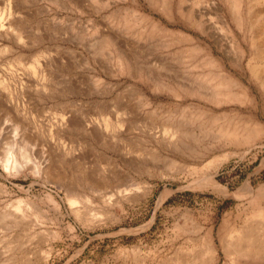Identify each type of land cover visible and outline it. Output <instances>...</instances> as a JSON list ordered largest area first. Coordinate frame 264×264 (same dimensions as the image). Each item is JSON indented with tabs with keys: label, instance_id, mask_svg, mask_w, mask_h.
Listing matches in <instances>:
<instances>
[{
	"label": "rangeland",
	"instance_id": "1",
	"mask_svg": "<svg viewBox=\"0 0 264 264\" xmlns=\"http://www.w3.org/2000/svg\"><path fill=\"white\" fill-rule=\"evenodd\" d=\"M202 1L215 30L223 27L224 18L246 48L228 0H215L216 9L207 6L210 0ZM177 2L172 1L176 9ZM153 3L0 0V264H183L182 260L201 264L207 259L203 242L209 234L215 243V264H228L230 256L223 245L227 231L239 235L245 225L262 223L261 232L253 235L264 237V218L252 213L255 199L259 197L264 205V133L250 144L226 147L212 135L216 125L233 115L263 121L264 128V96L247 72L230 64L226 68L254 92L255 106L214 102L211 84L202 82L200 98L188 96L184 84L190 78L182 70L184 65L176 60L165 63L169 53L187 46L153 37L140 15L200 36L215 58L221 53L182 22L170 23L159 4ZM16 27L23 28V45L15 44ZM220 34L228 43L229 33ZM119 47L128 49L134 59L123 72L115 60ZM157 56L161 62L155 60ZM43 63L44 76L38 66ZM214 71L198 65L191 73L215 79ZM197 109L207 112L202 121L191 119L197 117ZM176 127L172 141L179 150L167 149L160 135ZM194 153H205L204 159L202 155L196 159ZM213 160L220 163L215 164V179L226 193L193 184V179L206 176ZM192 166L196 169L191 174ZM246 182L249 187L240 192ZM81 194V202L69 206ZM76 208L82 213L75 215Z\"/></svg>",
	"mask_w": 264,
	"mask_h": 264
},
{
	"label": "bare ground",
	"instance_id": "2",
	"mask_svg": "<svg viewBox=\"0 0 264 264\" xmlns=\"http://www.w3.org/2000/svg\"><path fill=\"white\" fill-rule=\"evenodd\" d=\"M13 1V0H12ZM86 1V0H84ZM143 1V0H142ZM154 1L155 4H159V8L160 11L168 18L170 23H174V22H182L183 25L185 27H187L188 29L195 31V33L200 34L204 37H206L208 40H210L212 42V44L214 46L217 47L218 51L221 53V56H219V58H215V56L213 55V51L212 48L210 46V44H203V42L201 41V39L199 38L200 36L197 35H192L191 33H187L185 32V30H180V29H171L168 28V25H164L162 24V22H157L154 19L152 20L150 17L146 16L145 13L141 14V18H143L144 20H146V22L148 23V26L151 29V32L154 36H158L161 37L162 39H166L168 40L170 43L172 44H185L187 47L183 48V49H179V50H173L172 53H169L170 58L163 61H166L165 63H173L175 60L177 62H179L181 65H184V69L182 68V70L188 74L187 75V79H189L190 81H187L184 84V90L186 92H188V96H195V97H199L200 94V88H201V82L202 83H206L208 85L211 84V87L213 89V97L215 98L214 102H232V101H242L244 103H249L253 106H255L257 104V100H256V96L254 95V92H252L251 88L248 85H245L242 81H240L238 78H236L227 68H226V64H230L234 67L239 68V70L241 69L243 72H247L250 79L253 81L254 85L257 86L258 90H260V92L263 94L264 96V0H228V4L230 6V14H231V19L234 21L235 23V27H237V30L240 31L242 33V40L244 42V45L246 43V48L242 45V43L235 38V34H231V29L227 23V21L223 18V27L218 29V32L215 30V26L212 24V18L206 17V10L204 8V6H202L203 1L202 0H178L177 2V9L172 5V1L173 0H151ZM147 2V1H146ZM161 2V3H160ZM208 7L211 8H215V0H210L207 1ZM217 3V2H216ZM105 4V3H104ZM151 4V3H150ZM154 4V3H153ZM154 4V5H155ZM7 5V4H6ZM87 5V3H86ZM149 5V4H148ZM127 7V6H126ZM15 8V7H14ZM124 8V7H123ZM210 9V8H209ZM216 9V8H215ZM218 9V8H217ZM8 10L10 12L11 10V6L8 4ZM91 10V9H90ZM130 10V9H129ZM221 10V9H220ZM136 11V9H135ZM138 12V11H137ZM134 13V12H133ZM139 14V13H138ZM211 14V13H210ZM221 14V13H219ZM132 15V13H131ZM136 15V14H135ZM175 16L180 17V19H176ZM112 17V16H111ZM164 17V16H163ZM212 17V16H211ZM220 17V16H219ZM223 17V15H222ZM110 19V18H108ZM118 19V18H117ZM214 19V18H213ZM222 19V18H221ZM220 19V20H221ZM222 21V20H221ZM214 22V21H213ZM233 23V24H234ZM115 24V23H114ZM137 24V23H136ZM105 25V24H104ZM145 26V25H144ZM221 26V25H220ZM15 27V26H14ZM141 27V26H140ZM217 28V25H216ZM107 29V28H106ZM105 29V30H106ZM23 28H15L14 31V37H15V44L17 45H23ZM141 30V29H140ZM144 30V29H143ZM226 30L229 33V39H228V43H226L225 38H223L220 34L221 31ZM139 31V30H138ZM2 32V31H1ZM0 32V35L2 34ZM103 32V31H102ZM101 32V33H102ZM106 32V31H105ZM110 32V31H108ZM234 32V31H233ZM100 33V32H99ZM112 33V32H111ZM127 34V33H126ZM132 34V33H131ZM139 34V33H138ZM5 35V34H3ZM115 35V34H114ZM116 36V35H115ZM7 36H5L6 38ZM117 37V36H116ZM131 37V36H129ZM120 38V37H119ZM118 38V39H119ZM240 38V37H239ZM121 40V39H120ZM124 40V39H123ZM127 40V39H126ZM124 42V41H123ZM129 42V41H128ZM127 42V43H128ZM207 42V41H206ZM121 43V42H119ZM125 43V44H127ZM132 43V42H131ZM124 44V45H125ZM151 43L147 44L148 46H150ZM120 45V44H119ZM129 45V44H128ZM127 45V47H128ZM184 45V46H185ZM136 46V45H135ZM144 46V45H143ZM118 47V46H117ZM126 47V46H125ZM129 47H134L133 45L129 46ZM213 47V46H212ZM19 48V47H18ZM179 48V47H178ZM214 48V47H213ZM124 49L126 48H120V53L116 55V62L117 65L119 67V69L121 70V72H123V69H127V68H131L132 64H133V56L131 55L130 52L125 51ZM10 50V49H9ZM138 50V49H137ZM149 50V49H147ZM164 53V52H163ZM111 55V54H110ZM155 57V56H154ZM218 59V60H217ZM153 60V59H152ZM155 60L157 62H161V58L159 56H157L155 58ZM156 62V63H157ZM164 63V65H165ZM155 64V63H154ZM153 64V65H154ZM46 64L43 63L42 65H38L39 66V70L41 72V75L44 76L45 73V66ZM136 65V64H134ZM139 65V64H137ZM148 64H146L147 66ZM198 65H208L209 67L215 69L214 73H215V79L211 78L210 76H202V75H193V73H191L193 67H196ZM163 66V65H162ZM167 66V65H166ZM171 67V66H170ZM159 68V66L157 67ZM175 68V67H174ZM164 69V68H163ZM166 69V68H165ZM167 69H169L167 67ZM115 70V69H114ZM232 70V69H231ZM113 71V70H112ZM212 71V70H211ZM166 72V71H165ZM171 72V71H170ZM174 72V69L173 71ZM203 72V71H202ZM207 72V71H206ZM235 72V71H234ZM198 73V72H197ZM204 73V72H203ZM211 74V72H209ZM4 74V73H3ZM170 76V75H169ZM179 78V77H178ZM180 79V78H179ZM177 79V80H179ZM183 79V78H182ZM241 79V78H240ZM212 80L214 81V83L212 84ZM21 81V80H20ZM22 82V81H21ZM183 82V80H182ZM101 84V83H100ZM168 84V83H167ZM172 86V84H171ZM102 90V89H101ZM103 91V90H102ZM140 92V91H139ZM141 94V93H140ZM256 94V93H255ZM172 95V94H171ZM200 98V97H199ZM115 99V98H114ZM123 99V98H122ZM176 99V98H175ZM181 99V97H180ZM207 99V98H206ZM211 99V98H210ZM113 100V99H112ZM125 101H127V99H125ZM175 101V100H174ZM261 101V100H260ZM114 102V101H113ZM120 102V101H117ZM151 103V101H149ZM192 102V101H191ZM124 103V102H122ZM184 106V102H182ZM181 103V104H182ZM189 103V102H188ZM187 103V106H188ZM197 103V102H196ZM217 103V104H218ZM234 103V102H233ZM238 103V102H237ZM186 104V102H185ZM216 104V105H217ZM240 104V103H239ZM242 104V103H241ZM151 105V104H150ZM195 105V104H193ZM153 106V105H152ZM151 106V107H152ZM164 106V105H163ZM192 106V105H191ZM190 106V107H191ZM196 106V105H195ZM246 106V105H245ZM22 107V106H21ZM133 107V105H132ZM159 107V106H158ZM181 107V106H180ZM211 107V106H210ZM183 108V107H182ZM198 108V107H197ZM223 108V107H222ZM127 109V108H126ZM129 109V108H128ZM177 109V108H176ZM123 110V109H122ZM194 110V109H193ZM199 111V113L197 114V117L192 118L193 120L196 121H202L204 118V115L207 112L202 113L203 111L201 109H197ZM223 110V109H222ZM133 111V110H130ZM135 111V110H134ZM156 111V110H155ZM21 112V111H20ZM127 112V111H126ZM217 112V111H216ZM214 112V114L216 113ZM222 112V111H221ZM158 113V112H157ZM156 113V114H157ZM186 112H184L185 114ZM190 113V112H189ZM226 113V112H225ZM251 113V111H250ZM22 114V113H21ZM135 114V113H133ZM194 114V113H193ZM249 114V113H246ZM137 115V114H136ZM135 115V116H136ZM223 115V114H222ZM133 116V115H132ZM185 116V115H184ZM193 116V115H192ZM217 116V115H216ZM219 116V115H218ZM225 116V115H224ZM20 117V116H19ZM68 117V116H67ZM121 117V116H120ZM152 117V116H151ZM186 117V116H185ZM189 117V116H188ZM220 117V116H219ZM222 118V117H221ZM66 119V118H65ZM70 119V118H69ZM140 119V118H139ZM218 119V118H217ZM220 119V118H219ZM224 119V117H223ZM72 120V119H71ZM190 120V119H189ZM209 120V118H208ZM213 120H215V118H213ZM212 120V121H213ZM145 121V120H144ZM148 121V120H147ZM216 121V120H215ZM214 121V122H215ZM68 123V121H66ZM132 122V121H131ZM184 122V121H182ZM191 122V120H190ZM207 122V121H206ZM218 122V121H217ZM263 121L259 122L258 120H255L254 118L250 117V116H241V115H236V116H231L230 118L228 117V119H225L224 122H222L221 124H218L215 126V135L216 139L218 140L219 144L221 143L222 146L226 147L227 145H234V146H240L244 144H250L252 142H254L256 139L259 138V136H261L264 133V128H263ZM127 123V122H126ZM130 123V122H129ZM144 123V122H143ZM173 123V122H172ZM171 123V124H172ZM181 123V122H180ZM192 123V122H191ZM208 123V122H207ZM21 124V123H20ZM63 124V123H62ZM71 124V123H70ZM96 124V123H95ZM94 124V125H95ZM101 124V122H100ZM146 124V123H145ZM145 124H142L143 126ZM149 124V122H148ZM182 124V123H181ZM180 124V126H182ZM201 124V123H199ZM203 124V123H202ZM201 124V125H202ZM210 124V123H209ZM73 126V124H71ZM81 125V124H80ZM79 125V126H80ZM92 125V124H90ZM93 125V127H95ZM128 125V123H127ZM153 125V124H151ZM195 125V123H194ZM208 125V124H207ZM214 125V124H212ZM58 126L59 125L58 123ZM83 126V124H82ZM81 126V128H82ZM87 126V125H86ZM118 126V125H117ZM126 126V125H125ZM131 126V125H130ZM150 126V125H149ZM148 126V127H149ZM155 126V125H154ZM92 127V129H93ZM99 127V126H98ZM128 127V126H127ZM136 127V126H135ZM134 127V128H135ZM152 127V126H150ZM163 127V126H162ZM175 127V126H174ZM193 127V126H192ZM191 127V128H192ZM203 127V126H202ZM60 128V127H59ZM73 128V127H72ZM126 128V127H125ZM123 128V129H125ZM146 128V126H145ZM154 129V127H152ZM211 128V127H210ZM214 128V126H213ZM22 129V128H21ZM85 129V128H84ZM120 129V128H118ZM149 129V128H148ZM147 129V131H148ZM167 129H169L167 127ZM164 129L162 133H164L165 135L163 136L162 134L160 135L162 138L160 139V143L164 146V147H171L172 149L175 148L176 144L174 143L173 137L174 135L177 133L178 134V130L177 127L174 130H167ZM202 129V128H201ZM88 130V128L86 129ZM91 130V129H90ZM97 130V127H96ZM101 130V129H100ZM141 130V129H140ZM152 130V129H151ZM150 130V131H151ZM158 131V129H156ZM167 130V131H166ZM211 130V129H210ZM14 131V130H13ZM92 131V130H91ZM95 131V130H94ZM99 131V130H98ZM125 130H122V133ZM148 131V132H150ZM155 131V130H154ZM180 131V130H179ZM184 131H186V129H184ZM206 131V130H205ZM85 132V131H84ZM97 132V131H96ZM101 132V131H100ZM160 132V131H159ZM182 132V131H181ZM192 132V131H191ZM102 133V132H101ZM104 133V132H103ZM145 133V132H144ZM154 133V132H153ZM188 133V132H187ZM105 134V133H104ZM150 134V133H147ZM156 134V133H155ZM160 134V133H158ZM185 134V133H184ZM183 134V135H184ZM193 134V132H192ZM101 135V134H100ZM103 135V134H102ZM101 135V136H102ZM107 135V134H106ZM105 135V136H106ZM111 135V134H110ZM144 135V134H143ZM142 135V136H143ZM154 135V134H153ZM152 135V136H153ZM186 135V134H185ZM207 135V134H206ZM13 136V135H12ZM24 136V135H23ZM96 136V135H94ZM109 136V135H107ZM106 136V137H107ZM149 136V135H148ZM155 136V135H154ZM187 137L189 136L186 135ZM191 137L193 135H190ZM205 136V135H204ZM263 136V135H262ZM104 137V136H103ZM118 137V136H117ZM124 138H126L125 136H123ZM151 137V134H150ZM179 137V136H178ZM185 137V136H183ZM186 137V138H187ZM264 137V136H263ZM14 138V137H13ZM16 138V136H15ZM98 138L100 139V136H98ZM111 136L110 139L111 140ZM120 138V137H119ZM140 138V137H138ZM142 138V137H141ZM193 138H195L193 136ZM103 139V138H102ZM104 139H106L104 137ZM103 139V141H104ZM108 139V138H107ZM179 139V138H177ZM176 139V140H177ZM141 140V139H140ZM153 140V139H152ZM194 140V139H192ZM263 140V139H261ZM17 141V140H16ZM101 141V139H100ZM108 141V140H107ZM106 141V142H107ZM181 141V140H180ZM213 141V140H212ZM216 141V140H214ZM176 142V141H175ZM178 142V141H177ZM182 142V141H181ZM214 143V142H213ZM220 144V145H221ZM262 144V143H260ZM178 145V144H177ZM180 145V144H179ZM214 145V144H213ZM184 146V145H183ZM212 146V145H211ZM248 146V145H246ZM250 146V145H249ZM252 146V144H251ZM218 147V146H217ZM230 147V146H229ZM233 147V146H232ZM160 148V147H159ZM213 148V147H212ZM228 148V147H227ZM238 148V147H237ZM235 148V149H237ZM248 148V147H247ZM20 149V148H19ZM18 149V150H19ZM164 149V148H163ZM168 149V148H167ZM170 149V148H169ZM171 149V150H172ZM179 150V148H175V150ZM231 149V148H230ZM241 149V148H240ZM239 149V150H240ZM207 151V149H205ZM238 150V149H237ZM236 150V151H237ZM242 150V149H241ZM240 150V151H241ZM245 151V149H243ZM242 150V151H243ZM247 150V149H246ZM249 150V149H248ZM181 151V150H180ZM192 151V150H191ZM198 151V150H197ZM208 151H210L208 149ZM212 151V150H211ZM218 151V150H217ZM225 151V150H224ZM229 150L227 149V152ZM232 151V150H231ZM24 152V151H23ZM169 152V151H168ZM174 152V151H173ZM172 152V154H173ZM176 152V151H175ZM184 153V151H182ZM181 152V154H183ZM194 151H192L193 153ZM222 152V151H220ZM234 152V151H233ZM179 153V152H178ZM188 154V152H185ZM191 153V152H190ZM189 153V154H190ZM191 153V154H192ZM206 153V152H205ZM204 153V154H205ZM214 153V152H213ZM230 154H232L231 152H229ZM235 153V152H234ZM238 153V152H237ZM186 154V155H187ZM195 154V153H194ZM204 154L201 155L203 156L204 159ZM218 154V152H217ZM220 154V153H219ZM221 154H224L221 153ZM168 155V154H167ZM175 155V154H173ZM184 155V154H183ZM182 155V157H183ZM201 155L199 154H195V158L196 157H200ZM210 155V154H209ZM213 155V154H211ZM210 155V156H211ZM225 155V154H224ZM228 155V154H227ZM237 154H234L233 156H235ZM181 156V155H179ZM206 156V155H205ZM217 156V155H216ZM230 156V155H229ZM167 157V156H166ZM192 157V156H191ZM194 157V156H193ZM212 157V156H211ZM222 157V156H221ZM165 158V157H164ZM171 158V156L169 157ZM208 158V157H207ZM224 158V157H223ZM222 158V159H223ZM163 159V157H162ZM161 159V160H162ZM180 159V158H179ZM190 159V158H189ZM197 159V158H196ZM195 159V160H196ZM218 159V158H217ZM220 159V158H219ZM227 159V157H226ZM164 160V159H163ZM183 160V159H182ZM201 160V157H200ZM221 160V159H220ZM228 160V159H227ZM174 161V160H173ZM199 161V160H198ZM205 161V160H204ZM226 161V160H225ZM168 162V161H167ZM166 162V163H167ZM203 162V161H202ZM221 162V161H219ZM223 162V161H222ZM194 163V162H193ZM174 164V163H173ZM179 164V163H177ZM182 164V163H181ZM189 164V163H188ZM188 164L187 165L188 167ZM199 166V163H197ZM201 164V163H200ZM203 164V163H202ZM215 161L213 160L210 164L208 173L206 174V176L202 177V173H198V175H201V179L195 180V179H191L193 181V184L196 185L198 188L199 187H206V188H211L212 191H220V192H224L226 193V188L224 186H222L220 183L217 182V180L215 179ZM220 164V163H217ZM216 164V165H217ZM167 165H171L167 163ZM176 165V164H175ZM183 165V164H182ZM208 165V164H207ZM11 166V165H10ZM179 166V165H178ZM181 167V166H180ZM184 167V166H183ZM185 168V167H184ZM203 168V167H202ZM200 168V169H202ZM205 168V167H204ZM208 168V167H207ZM187 169V168H186ZM195 167L192 166L190 168V171H195ZM200 169L197 168V170H199L198 172H200ZM181 170V169H180ZM196 170V171H197ZM203 170V169H202ZM205 170V169H204ZM204 170L202 172H204ZM174 171V170H173ZM172 171V172H173ZM187 173V170H185ZM184 171V172H185ZM191 171V174H192ZM47 172V171H46ZM183 172V171H182ZM176 173V172H175ZM195 173V172H194ZM206 173V172H205ZM188 175V174H187ZM197 175V174H196ZM199 175V176H200ZM190 176V174L188 175ZM191 177V176H190ZM102 178V177H101ZM88 180V179H87ZM86 180V181H87ZM99 180V179H98ZM108 181V180H107ZM190 181V180H189ZM192 181H190L192 184ZM89 182V181H87ZM109 182V181H108ZM110 183V182H109ZM95 185V184H94ZM97 185V184H96ZM100 185V183H99ZM108 185V184H107ZM193 187V186H192ZM249 187L248 182H246L245 184H243V186L240 188V192H242V189L244 191V189L246 190ZM91 188V187H90ZM196 188V189H198ZM98 189V187H97ZM96 189V190H97ZM210 190V189H209ZM260 190V189H259ZM99 191V190H98ZM239 191V190H238ZM249 191V189H248ZM251 191V190H250ZM77 192V191H76ZM119 192V191H118ZM170 192V191H169ZM245 192V191H244ZM256 192V191H255ZM99 193V192H98ZM106 193V192H104ZM123 193V192H122ZM247 194H249L248 192H246ZM246 193L244 195H246ZM74 194V193H73ZM79 194V192L77 193ZM118 194V193H117ZM223 194V193H222ZM238 194V193H237ZM256 194V193H255ZM254 194V195H255ZM260 193H257V195ZM75 195V194H74ZM100 194H98L97 196H99ZM104 196V194H102ZM124 195V194H123ZM122 195V197H124ZM251 195V194H250ZM81 195L78 196H74V198L72 196L73 199H71L69 201L70 205H73L72 207H74V205H76L77 203H80L81 200L79 199ZM84 196V195H83ZM88 196V195H87ZM85 196V198L87 197ZM126 196V195H125ZM224 196V195H223ZM105 197V196H104ZM128 197V196H127ZM257 197V196H256ZM82 198V197H81ZM88 198V197H87ZM92 198V197H91ZM132 198V197H131ZM247 198V197H246ZM249 198H252L249 196ZM259 198V197H258ZM255 199V201L253 202V209H252V213L254 216H259V217H263L264 218V205H261V199L258 200ZM262 198V197H261ZM89 199V198H88ZM109 199V198H108ZM128 199V198H127ZM162 199V198H161ZM248 199V198H247ZM78 200H80V202H77ZM83 201L85 199H82ZM87 200V199H86ZM111 200V199H110ZM114 200V199H113ZM118 200V199H117ZM82 201L83 203H86ZM90 201V199H89ZM91 202V201H90ZM252 202V201H251ZM263 204V203H262ZM80 205V204H78ZM80 207V206H79ZM81 209V207H80ZM77 214L82 213L81 211H79L78 208L74 209ZM72 213V211H71ZM84 215L86 214L85 212H83ZM83 215V216H84ZM86 217V216H85ZM94 217V216H93ZM79 218V217H78ZM84 217H82L83 219ZM91 218V216H90ZM80 219V218H79ZM92 219V218H91ZM190 222L194 221L193 219H189ZM192 220V221H191ZM226 220V219H225ZM89 221V220H88ZM228 221V220H227ZM226 221V223H227ZM224 222V221H223ZM248 222V221H247ZM253 222V221H252ZM250 223V222H249ZM255 223V222H254ZM259 223V222H258ZM247 224V223H246ZM253 224V223H252ZM194 225V223H193ZM195 225L197 226V224L195 223ZM225 225V223H224ZM223 225V228H225V226ZM263 224L259 223L256 227L255 225H245V229L244 230H239L242 234L236 235L232 234L233 230H229L227 231L228 233L225 236V238L227 237V241H225V243L223 242V245H225L224 247V251L227 252V257L230 256V263L228 264H260L261 260H264V237L260 236L261 239H263V241L260 239L259 235L255 233V235H253L254 232H256L257 230H259V232H261V226ZM195 228V226H194ZM197 228V227H196ZM195 228V231L197 230ZM201 228V227H200ZM243 228V227H242ZM199 229V228H198ZM200 230V229H199ZM198 230V231H199ZM207 233V232H206ZM223 233V232H222ZM204 234V233H203ZM224 235V234H223ZM221 237V236H220ZM233 237V238H232ZM235 237V239H234ZM257 237V238H256ZM259 237V239H258ZM202 238V237H201ZM204 239V238H203ZM206 239V241H205ZM203 243L204 246L206 245L205 250H207L206 254H207V259L204 260V258L202 260H204L203 262H201V264H215V262L217 261L215 259V243L213 242V240L211 239L210 234L207 235L205 237ZM221 240V238H220ZM224 241V240H223ZM221 242V241H219ZM222 244V242L220 243ZM222 247V246H221ZM204 248V247H203ZM218 249V248H217ZM222 249V248H221ZM223 251V249H222ZM205 254V255H206ZM191 256V255H190ZM196 256V255H195ZM226 256V255H225ZM186 257V256H185ZM188 257V256H187ZM197 257V256H196ZM180 258V257H179ZM198 258V257H197ZM200 258V257H199ZM226 258V257H225ZM188 259V258H187ZM218 259V257H217ZM179 260V259H178ZM177 260V261H178ZM186 260V259H185ZM197 260V259H196ZM183 264L185 263L184 260ZM187 261H191L190 258ZM193 261V259H192ZM191 261V263H192ZM195 261V260H194ZM228 261V262H229ZM181 262V261H180ZM226 262V261H225ZM179 263V262H178ZM263 263V262H262ZM189 264V263H186ZM198 264V263H196ZM200 264V263H199ZM226 264V263H224Z\"/></svg>",
	"mask_w": 264,
	"mask_h": 264
}]
</instances>
